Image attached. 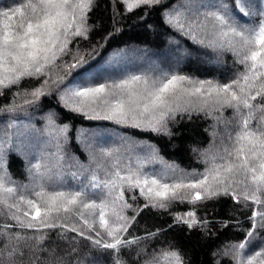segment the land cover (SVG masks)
<instances>
[{
	"label": "snow or ice",
	"instance_id": "snow-or-ice-1",
	"mask_svg": "<svg viewBox=\"0 0 264 264\" xmlns=\"http://www.w3.org/2000/svg\"><path fill=\"white\" fill-rule=\"evenodd\" d=\"M121 2L130 12L143 5L160 4L162 0ZM93 6L94 0H23L18 6L0 9V96L26 78H43L31 90L14 92L11 103L0 107V113L22 111L55 87L64 107L90 119L171 135L168 122L178 115L191 118L195 113L220 112L215 118L218 124H224L225 135L217 146L214 132L213 146L200 152L206 165L203 172H184L168 165L167 171L150 174L145 171V164L156 159L154 154L133 162L125 157L122 146L97 149L91 145L86 147L90 165L95 168L85 169L78 163L67 162L64 143L68 126L56 125L49 114L43 130L46 137L43 147L30 154L33 157L27 169L30 182L19 184L8 174L4 160L9 152H21L24 145L20 138L28 129L21 131L15 122H9L0 128V215L7 210L15 225H0V264H23L25 248L31 254L30 264H63L54 251L48 252L52 258L46 262L39 255L47 251L41 248L47 238L45 230L56 228L76 233L95 248L115 251L116 264H123L120 250L140 239L127 240L121 235L135 219L124 215L132 208L124 192L134 189H139L147 201L145 207L167 208L175 201L195 204L229 194L245 207L251 201L259 210L249 217L252 227L247 238L232 245L224 255H231L233 264H264V251L244 255L256 230L264 229V0H257L254 5L236 0L235 8L243 16L259 17L258 22L251 24L238 23L226 3L211 0H183L167 16V23L187 31L195 41L233 54L244 71L228 83L161 71L60 88L71 70L86 62L79 50L72 63L64 62L63 57L70 54L68 45L75 37L87 38L88 13ZM224 108L233 110L231 120L224 119ZM101 172L104 179H100ZM69 176L76 182L71 186L67 183ZM73 217L76 219L69 226L67 221ZM176 220L189 228L207 223L198 221L192 211L177 216ZM12 227L23 231L12 234L7 231ZM25 231L34 235L23 234ZM29 241L35 243L29 246ZM145 264H184V261L177 251L163 249L153 253Z\"/></svg>",
	"mask_w": 264,
	"mask_h": 264
},
{
	"label": "trees",
	"instance_id": "trees-1",
	"mask_svg": "<svg viewBox=\"0 0 264 264\" xmlns=\"http://www.w3.org/2000/svg\"><path fill=\"white\" fill-rule=\"evenodd\" d=\"M21 2L23 0H0V9L18 6ZM211 2L226 3L240 24H251L259 20L258 16L245 17L239 13L235 8L236 0ZM182 3L183 0H162L160 4L151 7L143 5L129 12L121 0H94V6L88 13L87 38L75 37L68 45L70 54L63 57L64 62L72 63L73 56L79 50L86 62L71 70L60 88L74 84L112 82L129 74H139L137 72L142 70L152 71L155 65L158 69L153 70L154 75L158 71L177 72L192 79L221 83L235 79L244 68L236 62L231 52L207 47L195 41L187 31L166 22L168 14ZM245 3L254 5L257 0H245ZM42 79L26 78L19 86L5 90L4 95L0 96V107L11 103L14 92L31 90ZM18 102L22 103V100ZM49 114L53 116L56 125L68 126L67 140L64 143L67 162L78 163L85 169L90 166L95 168L94 164L90 165V152L86 147L91 145L94 148L122 146L125 157L131 158L133 162L138 157L147 158L154 154L156 159L145 164V171L150 174L164 172L162 168L165 164L184 172H203L206 165L200 152L213 146L210 131L215 128L221 134L226 132L224 124H218L215 118L221 115L220 112L212 115L195 113L191 118L178 115L174 121L168 122L171 135L108 120L90 119L64 107L59 100L58 91L53 87L50 94L40 97L35 104L22 111L15 114L0 113V128L9 122H15L21 131L25 127L28 129L25 136L20 138L24 145L21 152H9L4 160L8 174L19 184H28L26 163L29 165V160L33 159L31 153L43 147L46 139L43 130ZM222 115L225 120H231L234 113L231 108H224ZM33 129L34 132L31 131ZM84 132L92 135L95 144L89 142ZM52 150L54 149H49ZM24 153L29 157L27 162ZM125 162L129 160L126 159ZM72 170L79 171L77 168ZM99 176L104 179L102 172ZM81 179L84 177L81 176ZM67 183L71 186L76 182L69 176ZM133 196L136 197L135 200L132 199ZM124 198L132 205L124 215L135 219L129 223L128 231L121 235L127 240L140 239L138 243L120 250L119 259L123 264H145L153 253H159L163 249L177 251L184 264H233L232 256L224 255V252L232 245L246 240L247 232L252 227L249 217L254 210H259L251 201L248 207L242 202L237 203L231 194L219 195L195 204L175 201L167 208L145 207L147 201L140 195L139 189L125 190ZM190 211L195 212L198 221L207 223L189 228L187 224L176 220L177 216H184ZM63 218L62 214L61 219ZM75 219L73 217L67 221L69 226ZM0 225H15V221L8 218L7 210L0 215ZM78 226L84 228L82 222H78ZM7 231L15 234L23 230L12 227ZM45 231L47 238L41 248L47 251L39 253L44 262L52 258L48 252L54 251L56 257L62 258L63 264H116L117 253L113 250L95 248L89 240L71 231L64 232L61 228ZM151 233L156 235L152 236ZM23 234L34 235L31 231ZM262 239L264 229H257L252 242L244 250V255L251 256L264 251ZM34 243L35 241L28 242L29 246ZM141 249L144 250L143 253L137 255ZM30 255L25 248L23 264H30Z\"/></svg>",
	"mask_w": 264,
	"mask_h": 264
},
{
	"label": "rangeland",
	"instance_id": "rangeland-1",
	"mask_svg": "<svg viewBox=\"0 0 264 264\" xmlns=\"http://www.w3.org/2000/svg\"><path fill=\"white\" fill-rule=\"evenodd\" d=\"M154 69H158V66H157V65L153 66V67H152V71H143V70H142L141 72H137V73H139V74H141V73H148V74H153V75H154V73H153V70H154ZM159 72H160V71H158V73H159ZM214 132L217 134V137H216L215 143H216V145H219L220 137H221V136H224L225 133H222V134H221V133H219V132L217 131V129L213 128V130L210 131V134L213 136V133H214ZM81 133H82V132H81ZM83 134L88 138L89 142H90L92 145L95 144V143H94V138L92 137L91 134L86 133V132H84ZM96 147H99V148H100L101 146H96ZM96 147H95V148H96ZM211 147H212V146H211ZM209 148H210V147H209ZM209 148H208V149H209ZM29 149H30V147H29ZM29 151L32 152L33 150H29ZM24 157H25V161L27 162V161H28V158H29L28 155H27V153H24ZM28 166H29V165H27V163H26V173H27V175H28V171H27ZM166 166H167V165L165 164L164 167L162 168L163 171H165V170L167 169ZM161 173H162V172H158V173H156V174H161ZM28 179H29V176H28ZM29 182H30V180L28 181V183H29ZM261 242L264 244V239H262ZM229 248H231V247H229Z\"/></svg>",
	"mask_w": 264,
	"mask_h": 264
}]
</instances>
